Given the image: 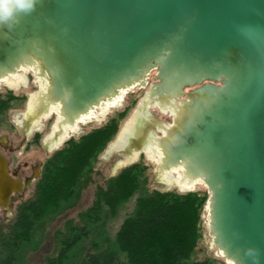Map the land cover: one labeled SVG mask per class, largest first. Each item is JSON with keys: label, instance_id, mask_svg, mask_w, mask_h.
I'll list each match as a JSON object with an SVG mask.
<instances>
[{"label": "water", "instance_id": "1", "mask_svg": "<svg viewBox=\"0 0 264 264\" xmlns=\"http://www.w3.org/2000/svg\"><path fill=\"white\" fill-rule=\"evenodd\" d=\"M24 62L70 122L121 88L147 87L172 117L151 118L166 131L148 138L206 187L212 244L230 264H264V0H11L0 76ZM7 184L22 187L3 160Z\"/></svg>", "mask_w": 264, "mask_h": 264}, {"label": "trees", "instance_id": "2", "mask_svg": "<svg viewBox=\"0 0 264 264\" xmlns=\"http://www.w3.org/2000/svg\"><path fill=\"white\" fill-rule=\"evenodd\" d=\"M138 94L104 123L69 138L45 159L32 196L18 205L12 220L0 225V264H23L28 250L44 237L45 224L70 206L93 172L97 156L116 135ZM23 101L10 91L0 95V129L6 112ZM205 189L178 192L149 187L146 165L121 168L100 186L77 222L56 231L57 250L44 264H226L203 255L202 213ZM132 199L118 227L115 219ZM91 247V252L85 249Z\"/></svg>", "mask_w": 264, "mask_h": 264}, {"label": "rangeland", "instance_id": "3", "mask_svg": "<svg viewBox=\"0 0 264 264\" xmlns=\"http://www.w3.org/2000/svg\"><path fill=\"white\" fill-rule=\"evenodd\" d=\"M3 0H0V7ZM154 71V70H153ZM32 72L27 71L26 77L27 81L26 85L19 86L18 88H11L9 86H5L0 83V95L10 91L13 95L23 97V101L17 105L16 107H12L6 112V122L3 129H0V152L9 160L8 168L9 170H19L23 174L24 187L21 191L14 193L9 201L8 205L5 206V210L0 208V225L5 226L8 222L12 220L14 217L17 207L20 203L28 200L33 193L34 185L38 177L33 180L30 176L32 173L33 167L37 169L38 172L41 171L43 162L47 157H49L55 150L59 149L64 142L69 138H78L80 135L90 130L91 128H95L102 123H104L114 112L120 111L124 108V106L130 102L133 98L134 94H138L136 100L133 102L132 107L128 110L125 117L121 121L120 127L118 131L122 129L128 118L133 114V112L137 108V104L144 97L143 93L145 88L137 89L136 87L126 92L122 97L121 101L116 106H113L109 109V111L102 115L97 120H91L84 124H77V127L73 134L68 136L58 147L53 148L51 150H47L45 148L44 140L46 136L50 133L54 120L55 114L49 115L47 118L40 120V127L38 129L29 127L26 131L23 130L22 122H25L23 118V113L26 109L27 100L29 94L36 90V85L32 82L33 77L29 76ZM184 97L177 98L175 101L183 100ZM142 119L145 117L159 119L165 124L172 123V117L170 114L166 112H162L156 106H148V108L142 114ZM159 129H154L153 132L156 136H161ZM117 131V132H118ZM117 134V133H116ZM116 139V135L109 142L110 144ZM108 143V144H109ZM108 144L103 149V151L97 156L94 164H93V172L90 176L89 180L86 181L84 185H81V192L79 193L77 199L66 209H64L59 215L55 217V219L45 224L44 227V237L40 241L39 245L30 249L26 252L23 264H44L45 260L48 256H52L55 254L57 250L56 243V231L57 229H61L64 225V222L67 220H72L77 222L79 220L80 214L84 211L95 199V193L100 186L104 185V182L107 178L115 175L121 168L137 162L141 161L147 167L148 171V183L149 187L159 189V190H168V189H176L178 192H185L188 190H201L206 187L202 184H196L192 188L183 189L178 187L175 184L170 186L164 185L157 176L155 171V161L147 158L145 154H138L137 157L127 163L116 166V163L123 159V157H119V153L108 152L109 146ZM40 175V174H39ZM208 194V193H207ZM208 200V197H207ZM207 200L203 208L202 213V223L204 228L203 233V241L201 248L203 249V255H207L213 258L222 259L226 264H230L221 254V252L214 247L211 241V236L208 233L207 221H208V213H207ZM132 199H130L124 209L118 214L115 219H110L106 222V227L108 233L111 235L112 231H114L122 218L124 217V213L131 208ZM87 246V245H86ZM87 252H91V247L85 249Z\"/></svg>", "mask_w": 264, "mask_h": 264}, {"label": "bare ground", "instance_id": "4", "mask_svg": "<svg viewBox=\"0 0 264 264\" xmlns=\"http://www.w3.org/2000/svg\"><path fill=\"white\" fill-rule=\"evenodd\" d=\"M11 0H3L0 9L10 3ZM30 71L33 75V83L36 85V90L29 94L27 100V106L25 112L23 113V118L28 120H39L46 118L54 112L55 120L50 133L46 136L44 144L46 148L51 149L62 143L71 131L79 127L77 124L85 123L91 120H97L102 115L106 114L109 109L116 106L121 97L134 87L121 88L117 92L111 94L103 100L92 107L86 113L76 117L73 121H67L64 116L59 114L58 104L51 102L48 97V80L46 76L42 73L40 67L35 62H24L19 66V69L15 72H10L0 76V81L6 84H13L17 79L22 78L26 80V72ZM157 104L161 109L166 107L157 102L151 96L146 95L140 101L136 110L128 118L121 131L119 132L117 138L110 144L108 152L119 153L121 150L125 149L126 145L130 141L131 137H138L146 126H149L146 121L142 119V114L148 108L152 106L151 104ZM151 121V120H150ZM152 123V122H151ZM28 125V122L27 124ZM38 126V125H36ZM160 127V126H159ZM163 133L165 129L159 128ZM152 137V138H151ZM145 156L155 161V171L157 173L160 181L167 186L172 184L177 185L180 188H192L194 185L200 183L198 178H189L185 173V168L183 165L166 166L164 161V152L158 143V139L154 135L148 138L145 146L142 147ZM139 151H131L127 155L123 156V159L116 163V166L122 165L124 163L134 160Z\"/></svg>", "mask_w": 264, "mask_h": 264}, {"label": "flooded vegetation", "instance_id": "5", "mask_svg": "<svg viewBox=\"0 0 264 264\" xmlns=\"http://www.w3.org/2000/svg\"><path fill=\"white\" fill-rule=\"evenodd\" d=\"M30 72V71H29ZM26 74V73H25ZM154 74H155V71H151L149 74H148V78H147V84H149L152 80H153V77H154ZM29 76H32V73L29 74ZM29 80V78H28ZM27 77H26V80L22 79V78H19L17 79V81L13 84H6L5 82L3 81H0V83L4 84L5 86H9L11 88H18L19 86H24L26 85L27 83ZM33 82V81H32ZM27 106V104H26ZM54 112H52L51 114H53ZM167 113V112H166ZM49 114V115H51ZM48 117V116H47ZM46 117V118H47ZM44 119V118H43ZM150 117H145L143 118L144 121H146V123L149 124V126H146L143 131L141 132L140 135H138V137H131L130 138V141L128 142V144L126 145L125 149L121 150L118 154V156L120 157H123L125 155H127L128 153H130L131 151H139V154H145L144 153V150L142 149V147L145 146V143L148 141V136L150 135V132L153 131L154 129H158L156 128L155 125H153L150 121ZM40 120L42 119H39L38 121L37 120H26L25 119V122H22V127L24 128L23 130H27L29 127H33V128H36L38 129L40 127ZM28 122V125H26ZM88 122V121H87ZM86 123V122H85ZM80 124H84V123H80ZM38 125V126H36ZM74 131V130H73ZM73 131H71V134H73ZM159 131V130H158ZM161 132V131H159ZM70 134V135H71ZM68 135V136H70ZM67 136V137H68ZM61 144V143H60ZM60 144L56 145V146H53V148H56L58 147ZM46 148V146H45ZM51 148V149H53ZM47 149V148H46ZM51 149H47V150H51ZM0 170L2 169L3 167V160L5 161V168L7 169V174L9 175V177L12 179V180H20L21 182V190L23 189L24 187V180H23V174L21 171L19 170H14L11 172V170H9L8 168V165H9V160L3 156V154H1L0 152ZM3 159V160H2ZM39 174L40 172L37 171V169H35L33 167L32 169V173H31V177L33 178V180L35 181V179L37 177H39ZM20 190V191H21ZM14 193H17L15 191H10V184H7V186L4 185V187L0 188V208L5 210V206L8 205V201L10 199V197L14 194ZM6 195L7 199H6V203L4 205L2 199L4 198V196Z\"/></svg>", "mask_w": 264, "mask_h": 264}]
</instances>
